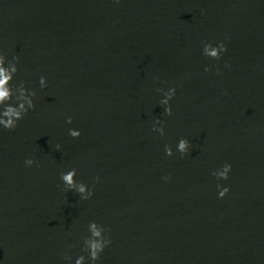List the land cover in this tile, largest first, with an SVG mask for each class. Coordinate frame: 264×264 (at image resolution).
<instances>
[{
    "label": "water",
    "instance_id": "water-1",
    "mask_svg": "<svg viewBox=\"0 0 264 264\" xmlns=\"http://www.w3.org/2000/svg\"><path fill=\"white\" fill-rule=\"evenodd\" d=\"M0 54L36 92L0 126V264H92L93 221L95 264H264V0H0Z\"/></svg>",
    "mask_w": 264,
    "mask_h": 264
},
{
    "label": "clouds",
    "instance_id": "clouds-1",
    "mask_svg": "<svg viewBox=\"0 0 264 264\" xmlns=\"http://www.w3.org/2000/svg\"><path fill=\"white\" fill-rule=\"evenodd\" d=\"M225 51H227V49L223 42L217 47H213L210 43L206 44L204 47V54L217 60L220 59V54ZM6 60V56L0 54V126L7 130H13L17 127L18 121L22 120L30 109L35 108L33 97H35L36 92L26 89L22 82L18 87L12 86L11 82L18 71L16 66L18 57H13L12 60L7 61V66H5ZM205 70L207 71L208 69L206 68ZM39 83L42 89L47 87V81L44 76L40 77ZM13 97H15V105L11 103ZM166 112L168 115H171V107L166 109ZM68 122L71 123V118H69ZM69 134L73 138H77L81 135L78 130L72 129L69 130ZM56 147L59 149L60 146L57 145ZM189 147L190 142L187 139L182 138L179 140L178 150L181 155L186 153ZM165 152L168 156L173 155L171 147L167 145L165 146ZM33 163L34 161L32 159H28L25 161V166H32ZM230 171L231 165L225 164L222 171H216L213 175L216 176L217 179L227 180ZM74 177H76V169L61 173V179L64 184L68 186L67 189H74L84 200L89 199L93 195V191L83 182L74 181ZM165 179H168V177ZM217 187L220 189L219 198L221 199L224 198L230 190L228 187H223L221 185H217ZM88 228L91 235L84 238V248L82 251L87 252L88 258H90L92 264H95V262L100 259V255L104 249L111 244V240L104 235V227L98 225L96 222H90ZM64 259L71 260V257L65 255ZM75 264H86V257L84 255L79 256Z\"/></svg>",
    "mask_w": 264,
    "mask_h": 264
}]
</instances>
